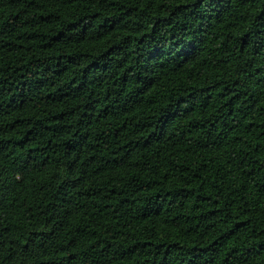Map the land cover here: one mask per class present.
<instances>
[{
  "label": "trees",
  "instance_id": "16d2710c",
  "mask_svg": "<svg viewBox=\"0 0 264 264\" xmlns=\"http://www.w3.org/2000/svg\"><path fill=\"white\" fill-rule=\"evenodd\" d=\"M0 264H264V0H0Z\"/></svg>",
  "mask_w": 264,
  "mask_h": 264
}]
</instances>
